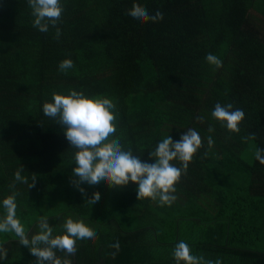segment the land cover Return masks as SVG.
<instances>
[{"label":"trees","instance_id":"16d2710c","mask_svg":"<svg viewBox=\"0 0 264 264\" xmlns=\"http://www.w3.org/2000/svg\"><path fill=\"white\" fill-rule=\"evenodd\" d=\"M60 2V21L45 33L33 27L28 0H0V222L13 196L29 241L41 217L53 237L64 234L67 219L82 220L97 237L77 240L73 255L56 250L71 264H177L180 241L206 261L264 264V164L254 155L264 149V0ZM134 3L163 19L135 20L128 15ZM209 53L221 67L206 61ZM64 59L73 67L61 71ZM69 90L111 99L112 138L149 163L167 136L200 134L202 147L175 184L170 206L137 198L131 182L82 184L83 197L72 186L78 149L43 113L53 93ZM217 103L244 111L239 133L212 117ZM251 133L254 140L242 139ZM17 171L27 184L15 180ZM93 192L101 195L97 205L87 202ZM117 242L118 250L111 247ZM0 248V264H36L31 244L23 246L14 231L0 232Z\"/></svg>","mask_w":264,"mask_h":264},{"label":"clouds","instance_id":"9594fccd","mask_svg":"<svg viewBox=\"0 0 264 264\" xmlns=\"http://www.w3.org/2000/svg\"><path fill=\"white\" fill-rule=\"evenodd\" d=\"M28 5L34 17L33 27L45 33L50 25L53 27L57 25L64 11L60 0H28ZM128 15L142 22L149 20L157 22L163 19L160 11L150 16L144 7L135 3ZM55 35L57 39L61 35L58 27ZM205 59L216 68L222 66V61L214 54H207ZM72 67L71 59H64L59 63L61 71ZM114 108L115 104L109 98H89L75 90H69L68 95L53 93L52 102L44 104V115L57 120V124L63 127L69 145L78 149L75 154L76 166L72 168L74 179H71L70 183L83 197L86 196V192L81 187L82 184L120 188L131 182L137 185V198L145 197L152 200L158 198L161 206H170L177 198L174 195L175 184L179 182L181 175L186 173L194 154L202 147L200 134L195 129H188L180 135L179 140L174 141L171 136H167L157 144L154 152L149 153L150 160L155 157L154 162L149 163L134 156L131 150L124 151L119 140L112 138L116 132ZM211 115L216 120L224 122V126L230 132L239 133V124L244 119L245 113L239 108L233 110L231 103L226 105L217 103ZM213 130L211 127L208 129L209 132ZM255 138V133H251L242 139ZM207 142L210 147L213 145L211 136L208 137ZM254 155L260 164H264V149L257 148ZM173 160H179L182 166L176 167L170 163ZM23 168L22 166L21 170ZM14 176L15 180L28 183L27 178L20 175V171ZM35 183L36 177H33L29 188L34 187ZM100 200V193L93 192L87 202L97 205ZM4 206L8 209V216L0 222V232L14 231L23 246L28 247L31 244L30 253L36 258V264H71L70 260L57 257L56 250L73 255L76 252L77 240L92 241L97 237L93 228L82 220L72 218L67 219L63 225L64 234L53 237V228L49 219L41 217L39 232L29 241L24 227L15 218L14 196L6 199ZM111 247L118 250L119 243ZM173 257L177 264L181 261L184 264H222L219 259L215 262L206 261L203 256L193 255L190 246L184 241L175 245ZM0 258H4L2 248H0Z\"/></svg>","mask_w":264,"mask_h":264},{"label":"rangeland","instance_id":"374dc122","mask_svg":"<svg viewBox=\"0 0 264 264\" xmlns=\"http://www.w3.org/2000/svg\"><path fill=\"white\" fill-rule=\"evenodd\" d=\"M245 154V153H244ZM244 158H246L245 156H244ZM247 159V158H246ZM249 162H251V159H247Z\"/></svg>","mask_w":264,"mask_h":264}]
</instances>
